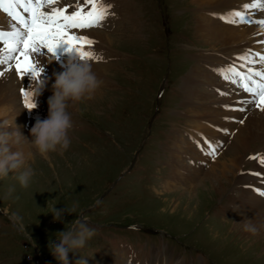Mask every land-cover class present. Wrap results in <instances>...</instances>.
I'll list each match as a JSON object with an SVG mask.
<instances>
[{"label": "rangeland", "instance_id": "374dc122", "mask_svg": "<svg viewBox=\"0 0 264 264\" xmlns=\"http://www.w3.org/2000/svg\"><path fill=\"white\" fill-rule=\"evenodd\" d=\"M104 1L114 3L112 13L123 23L103 31L113 59L105 62L98 94L70 103V147L44 159L25 143L27 150H19L35 172L29 186H20L17 173L0 180V264H57L48 242L81 217L95 235L68 254L69 264L80 258L86 264H264V230L242 232L235 206L227 209L230 188L220 192L213 188L217 180L204 175H218L239 121L257 109L240 103L248 94L217 75L239 63L236 55L224 62L220 54L234 44L210 43L221 14L202 10L200 0ZM11 23L0 12V30H10ZM205 139L222 145L215 160L204 154ZM257 142L244 151L239 174L264 172L249 159L264 153V140ZM10 186L15 191L5 200ZM77 202L75 213L53 222L54 205L70 212ZM12 212L23 217L28 233L16 230Z\"/></svg>", "mask_w": 264, "mask_h": 264}, {"label": "snow or ice", "instance_id": "6c2138e0", "mask_svg": "<svg viewBox=\"0 0 264 264\" xmlns=\"http://www.w3.org/2000/svg\"><path fill=\"white\" fill-rule=\"evenodd\" d=\"M61 0H0V12H3L12 21L10 30H0V65H5L0 71V77L6 72L14 70L22 80L30 74V80L40 75V66L37 57L41 49H47L55 59L58 47L66 45L64 52L74 53L81 60L101 61L103 58L95 55L92 49L95 41L76 31H86L102 28L111 13L112 5L103 0H79L74 10L69 11L71 5L60 6ZM264 11V0H252L240 10L226 13L219 17L225 23L234 26H257L264 32V19H252V11ZM75 30V31H74ZM264 45V40L260 41ZM237 63L217 69V75L223 80L240 88L248 94L249 99L241 101L244 105L254 104L264 112V53L246 50L238 56ZM256 65H260L257 68ZM219 91V90H218ZM24 107H31V98L24 88L20 92ZM225 96L227 93L220 92ZM227 110L244 112L246 108L232 109L225 105ZM243 124L244 121L240 120ZM207 149L204 154L215 160L220 144H213L205 139ZM264 167V157L257 154L250 156ZM259 175V173H253ZM258 195L264 196V191L254 189Z\"/></svg>", "mask_w": 264, "mask_h": 264}, {"label": "bare ground", "instance_id": "6f19581e", "mask_svg": "<svg viewBox=\"0 0 264 264\" xmlns=\"http://www.w3.org/2000/svg\"><path fill=\"white\" fill-rule=\"evenodd\" d=\"M77 2L78 0H61L60 6L63 7L65 5H71L72 7H70L69 11H72L74 10ZM79 2L83 3V0H79ZM103 2L107 4V2H105L104 0ZM251 2L252 0H200V5L203 8L202 10H210V13L219 12L222 16L226 13L240 10L244 4ZM108 4L113 5L114 3ZM256 13L258 14V19H264V11L257 10ZM207 19H210V17H208ZM122 23V18H119L118 14L114 13L110 15L104 22L103 27L99 28L100 32H94V35L92 34V30L76 31L77 35L87 36L95 41L94 47L92 49L86 50L92 51L95 55H98L103 59L101 61L88 62L92 65L93 71L96 73L97 77L103 81V83L105 79L102 78L104 74H106L105 62L106 60L113 59L112 52L109 53L107 49V44H112L111 40L106 37V32L103 31H108L109 28L120 26V24ZM211 27L212 26L209 25L207 27V31H209V28ZM239 27L242 26H226V23L221 19H218V22L215 24V35L217 37H215L214 41L210 43H217L219 47L231 46L233 44L235 45L234 48H231V50H229L230 53H227L228 50L220 52V54L225 56L226 58L224 62L232 59L231 56H240L247 50V48L249 49L250 46H253L255 50H264V45L259 43L260 41L264 40V32H262L257 26L254 25L243 26L244 28L242 29H239ZM3 29L7 31L6 28ZM241 43L242 46H240ZM66 47L67 46L64 45L58 47L56 50V55L59 56V59L65 58V61L69 56H74V53L64 52V48ZM44 51L45 54H34L38 56V66L44 68L42 78L48 80L45 91L39 98L38 108L32 110L31 112L27 111L24 107L20 95L22 88L27 90V88L29 87V84L31 82L30 74L25 76L22 80L17 76L15 71L12 70L6 72L4 76L0 77V121H3L4 119H14V126L21 134H23V130H21V127L23 128L24 126H22L21 122L17 124V122H19L18 119H22L21 121H23L24 124L27 125L29 133L31 127L37 121H43L47 119V100L52 95V83H54L55 74L63 71V68L61 67V62L63 61L55 59L52 63H48L51 55L47 53V49ZM215 61L218 60L215 59ZM199 63L204 65L202 61H199ZM5 67V65H0V71H3ZM98 92L99 91H97L96 93L98 94ZM22 117H24V119ZM243 121L244 123L238 126L236 133H234L233 138L229 140L228 146L226 147V152L231 153L230 158L227 161L228 163L226 161H224V163H221L224 166L223 168H220V170L218 171V175L215 174L213 170H209V172L205 173L204 175L209 180H217V184L213 188H218L220 192H223L225 189L227 190L228 187L230 188V195L228 199H231V201L229 202L227 200V202L230 203V207H228V203L226 204L227 209H231L235 206L238 218L243 221V223L240 224L242 228L241 231L249 234L250 232L246 231L244 228L245 221H251L259 228V230H264V199L254 190L259 189V185L257 184H259L260 181L258 182V180H264L262 179V177H264V172L249 170L251 175L249 174V172H240L239 174V169L240 171L244 170L241 166L243 165L242 156L244 151L247 148H251L253 146V142H260L264 140V112L258 109L253 110L251 111V113H249L248 118H245ZM8 131L11 130L9 129ZM29 133H27V135H29ZM258 142L256 143V145L259 144ZM19 148L24 150V152L27 150V146L23 142L21 143ZM259 155L264 157V153H259ZM220 156H224L223 153ZM253 173H259V175H254ZM184 189L185 187H183V190ZM191 190L187 189L186 191ZM251 190L255 191V193L250 192Z\"/></svg>", "mask_w": 264, "mask_h": 264}, {"label": "clouds", "instance_id": "9594fccd", "mask_svg": "<svg viewBox=\"0 0 264 264\" xmlns=\"http://www.w3.org/2000/svg\"><path fill=\"white\" fill-rule=\"evenodd\" d=\"M54 60L55 58L51 56L48 63ZM36 63L39 65L38 61ZM61 67L63 71L55 74L51 87L52 95L47 100L48 117L43 121H37L31 127L30 141L15 128L14 119L0 121V180L8 178L11 173H17L16 179L20 186L22 188L29 186L30 179L35 172L30 165H26L25 154L19 150L22 142L34 148L36 153L44 159L48 158L49 153L59 151L63 154L70 147L69 134L73 129L72 116L68 110L70 103L92 99L97 90L101 88L103 81L97 77L87 60H81L76 56H69ZM43 72L44 68L40 67V75L32 78L29 87L25 90L31 98V107L26 109L29 112L38 108L39 98L48 84V80L42 78ZM9 129L11 131H8ZM14 191L15 187L10 186L4 199H9ZM77 207L78 202L73 203L71 211L66 212L65 208L58 210L54 205L49 214L52 215L53 222H62L64 213H75ZM9 219L17 231L28 233L23 217L18 213L12 212ZM69 225L67 230L64 228L48 242L49 253L57 264H69L68 254H76L95 235V229L83 217L73 220ZM244 228L253 235L259 231V228L251 221H245ZM28 238L30 239V234ZM76 264H86V259L81 260L80 258Z\"/></svg>", "mask_w": 264, "mask_h": 264}]
</instances>
